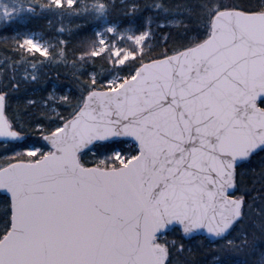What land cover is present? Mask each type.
Wrapping results in <instances>:
<instances>
[{"label":"snow or ice","instance_id":"snow-or-ice-1","mask_svg":"<svg viewBox=\"0 0 264 264\" xmlns=\"http://www.w3.org/2000/svg\"><path fill=\"white\" fill-rule=\"evenodd\" d=\"M74 3L51 0L45 8L0 0V23H16L36 7L71 15L65 7ZM197 8L188 24L167 15L139 24L133 5L121 27L109 19L107 3L85 6L104 27L79 59L103 56L105 63L92 71L81 65L79 96L53 90L43 102L55 117L42 112L48 126L35 124L42 147L0 158V190L9 197L0 218V264H171L172 249L183 252L181 241L196 236L222 254L215 264H229L233 251L249 247L246 234L227 237L245 217L237 169L264 152V0H201ZM153 23L165 44L159 52ZM182 24L178 42L162 32ZM24 36L17 47L25 52L63 58L50 52L55 45L42 47L37 33ZM25 79L38 76L25 71ZM57 99L71 111L61 113ZM8 108L0 91L5 143L25 135ZM89 146L105 154L88 160Z\"/></svg>","mask_w":264,"mask_h":264},{"label":"trees","instance_id":"trees-1","mask_svg":"<svg viewBox=\"0 0 264 264\" xmlns=\"http://www.w3.org/2000/svg\"><path fill=\"white\" fill-rule=\"evenodd\" d=\"M7 2V0H5ZM35 5L46 6L51 0H32ZM107 3L109 5V19L120 23L125 27L129 22V14L133 12V5L136 6L135 16L139 24H146L149 17L154 21L162 23L165 16L168 19H183L184 24H188L189 16H195L199 11L197 5L201 0H75L71 9L65 7V12L71 15L53 13L36 7L34 13L13 24L0 23V91L8 94L10 115H15L18 122L24 125V138L21 140H11L5 143L0 141V158L10 157L14 152L25 147L35 145L42 147L43 141L40 132L35 124L39 120L40 113H46L50 117H55L43 106V102L48 99L49 94L55 90L57 97L70 95L73 98L79 96L76 77L86 79L78 70L83 64L88 71L99 70L105 63V57L101 56L86 63L79 58L85 51H90V42L98 40L95 32L103 25L97 27V21L93 15L85 14L83 9L93 3ZM224 3L247 4L254 0H223ZM163 4L169 13L158 11L155 5ZM77 5L79 7H77ZM63 25L65 31L58 30ZM153 30L157 32L158 43L153 51H162L165 47L161 30L156 28V23L152 24ZM184 25H169L162 32L164 35L171 33L173 41H179L180 33H183ZM26 32H38L46 39L50 45V52H63V58L49 59L40 53H27L24 49L17 47L21 36ZM173 41H169L168 46H172ZM63 42V43H61ZM22 55L24 60L21 59ZM26 61V62H25ZM36 64L33 70L32 65ZM25 71L29 75H36V81L25 79ZM15 77V79H13ZM18 85V88L14 87ZM36 101L35 105L29 106L28 101ZM58 110L67 114L70 108L63 105L58 99L56 101ZM48 126L47 120H39ZM19 130V129H18ZM105 153L96 147L88 150L86 158L95 160L102 158ZM237 195L245 197L244 220L232 231L227 239L236 237L244 238L246 234L249 247L241 251H233L227 260L229 264H264V152H259L249 160L244 161L237 169ZM9 198L0 193V218L3 217ZM168 239L181 241L179 233L169 234ZM185 245L183 252L172 249L171 264H215V261L224 257L216 250V246L204 236H196L181 241ZM219 243H224L220 241Z\"/></svg>","mask_w":264,"mask_h":264},{"label":"rangeland","instance_id":"rangeland-1","mask_svg":"<svg viewBox=\"0 0 264 264\" xmlns=\"http://www.w3.org/2000/svg\"><path fill=\"white\" fill-rule=\"evenodd\" d=\"M104 27V25L101 27V28H103ZM122 27V26H121ZM126 27V26H125ZM100 29V28H99ZM98 29V30H99ZM97 30V31H98ZM26 33H30V32H26ZM35 33H37L38 34V36H40V37H42L41 36V34H39L38 32H35ZM25 38V36L23 35V36H21V40L20 41H22L23 39ZM98 39H99V37H97ZM107 39V38H106ZM39 43L41 44V46L42 47H48L49 45H50V43L46 40V39H44L43 37H42V39L41 40H39ZM121 47H124V46H126V45H120ZM169 234H173V235H175V234H177V233H169Z\"/></svg>","mask_w":264,"mask_h":264},{"label":"water","instance_id":"water-1","mask_svg":"<svg viewBox=\"0 0 264 264\" xmlns=\"http://www.w3.org/2000/svg\"><path fill=\"white\" fill-rule=\"evenodd\" d=\"M0 141H5V138H3V137H0ZM9 141H11V139H9ZM90 148H92V146H89V149ZM247 161V160H246ZM0 193L1 194H3V195H5V196H7L4 192H3V190H0ZM8 197V196H7ZM9 198V197H8ZM190 238H192V237H188V238H186V239H190Z\"/></svg>","mask_w":264,"mask_h":264}]
</instances>
